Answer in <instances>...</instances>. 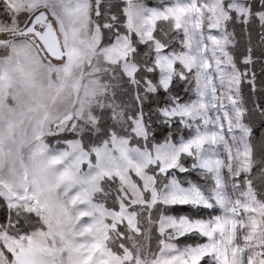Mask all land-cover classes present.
<instances>
[{
	"label": "snow or ice",
	"instance_id": "snow-or-ice-1",
	"mask_svg": "<svg viewBox=\"0 0 264 264\" xmlns=\"http://www.w3.org/2000/svg\"><path fill=\"white\" fill-rule=\"evenodd\" d=\"M257 125L264 0H0V264H264Z\"/></svg>",
	"mask_w": 264,
	"mask_h": 264
},
{
	"label": "rangeland",
	"instance_id": "rangeland-1",
	"mask_svg": "<svg viewBox=\"0 0 264 264\" xmlns=\"http://www.w3.org/2000/svg\"><path fill=\"white\" fill-rule=\"evenodd\" d=\"M119 2V0H113V3H117ZM145 2L147 3L148 6H157L159 4H162V3H169L170 0H145ZM179 87V86H178ZM182 88V86H180ZM183 89V88H182ZM259 127V125H257L254 129L256 130V128ZM164 131L165 130H160L158 132V138L162 141L163 140V137H164ZM181 135H184L185 137L188 135V132L187 131H184V132H181V133H178L177 134V137L176 139L178 140L180 138ZM50 143L53 144V145H59V146H64L63 145V141H58L57 139L55 138H50ZM202 182L203 181V178H202ZM153 245H155V241H153Z\"/></svg>",
	"mask_w": 264,
	"mask_h": 264
},
{
	"label": "trees",
	"instance_id": "trees-1",
	"mask_svg": "<svg viewBox=\"0 0 264 264\" xmlns=\"http://www.w3.org/2000/svg\"><path fill=\"white\" fill-rule=\"evenodd\" d=\"M178 90H180L181 95H185L183 89L179 86ZM184 132V131H183ZM167 131H164V136L167 135ZM264 138V128H261L260 126L256 128V130L253 131L252 133V144L254 147V151H259V146H260V141L261 139ZM193 178L195 179H200L202 182V178L201 177H197L195 176V174L193 175ZM187 243H191L192 241H186Z\"/></svg>",
	"mask_w": 264,
	"mask_h": 264
}]
</instances>
